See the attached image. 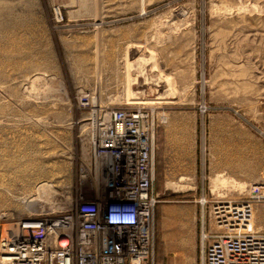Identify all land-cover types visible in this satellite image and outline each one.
Returning a JSON list of instances; mask_svg holds the SVG:
<instances>
[{"label": "rangeland", "instance_id": "rangeland-1", "mask_svg": "<svg viewBox=\"0 0 264 264\" xmlns=\"http://www.w3.org/2000/svg\"><path fill=\"white\" fill-rule=\"evenodd\" d=\"M111 106L154 123L148 264H200L211 194L250 201L264 233V0H0V234L66 195Z\"/></svg>", "mask_w": 264, "mask_h": 264}, {"label": "built area", "instance_id": "built-area-1", "mask_svg": "<svg viewBox=\"0 0 264 264\" xmlns=\"http://www.w3.org/2000/svg\"><path fill=\"white\" fill-rule=\"evenodd\" d=\"M93 125L97 142L76 159L66 195L0 234V264H148L157 204L152 115L111 106L95 113L88 131ZM252 221L250 201L211 194L200 264H264V233Z\"/></svg>", "mask_w": 264, "mask_h": 264}, {"label": "crops", "instance_id": "crops-1", "mask_svg": "<svg viewBox=\"0 0 264 264\" xmlns=\"http://www.w3.org/2000/svg\"><path fill=\"white\" fill-rule=\"evenodd\" d=\"M168 171H169V176H171L170 178L172 179V181H169L168 184H179V183L183 184L184 183L186 184L185 186L191 188V190L195 189V176L194 175L189 176L187 174H184L182 171H180L175 166L169 169ZM209 175L213 176L214 179L216 177L224 176L225 177L224 180H227L228 182L232 180L230 171L228 172L226 170L223 171V174H218L217 170L215 169L212 172H210ZM180 187H184V186H180Z\"/></svg>", "mask_w": 264, "mask_h": 264}, {"label": "bare ground", "instance_id": "bare-ground-1", "mask_svg": "<svg viewBox=\"0 0 264 264\" xmlns=\"http://www.w3.org/2000/svg\"><path fill=\"white\" fill-rule=\"evenodd\" d=\"M128 64V63H127ZM126 64V65H127ZM143 73V72H142ZM141 73V74H142ZM128 74V73H127ZM127 84H128V82H126ZM128 89V88H127ZM127 92V91H126ZM128 92H131V91H129L128 90ZM127 94V93H126ZM130 94H128V96H129ZM128 102H129V100H128ZM136 104V103H135ZM96 112H94V114H95ZM95 118V115H93V117H92V119H94ZM93 130V129H92ZM94 132H95V141H94V145L96 144V142H97V133H96V130H95V128H94ZM93 137H94V135H92ZM49 189V188H48ZM42 190V189H41ZM46 190V189H45ZM47 192V191H46ZM37 201L38 202H41V201H39V199L37 198V199H34V198H28V199H24L23 201H22V204H23V206L25 207V209L26 210H28L29 212H37L38 210H39V208L42 206H39V203H37ZM41 210V209H40ZM42 211V210H41ZM184 224V223H183ZM13 225V224H12ZM11 225V226H12ZM186 225V224H185ZM10 225H8L7 226V228L8 229H12L13 227H11ZM183 226V225H182ZM181 226V227H182ZM184 227L185 226H183L182 228L184 229Z\"/></svg>", "mask_w": 264, "mask_h": 264}]
</instances>
